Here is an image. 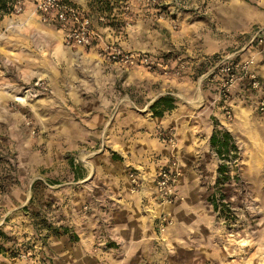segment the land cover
Listing matches in <instances>:
<instances>
[{"label":"rangeland","instance_id":"rangeland-1","mask_svg":"<svg viewBox=\"0 0 264 264\" xmlns=\"http://www.w3.org/2000/svg\"><path fill=\"white\" fill-rule=\"evenodd\" d=\"M68 1L101 32L100 50L67 48L58 27L30 10L12 15L8 4L0 13V222L14 208L45 230L57 213L66 218L58 210L71 195L84 221L99 227L124 188L109 174L111 156L135 162L124 171L133 194L140 188L129 174L167 153L180 165L183 190L171 204L187 202L194 212L169 246L174 219L150 218L158 257L151 264H212L219 244L240 264H264V34L254 38L264 26L262 2ZM113 49L133 63L113 59ZM218 62L246 65V74L238 69L224 87V73L211 70ZM166 94L177 110L152 124L149 106ZM214 131L227 133L234 149L220 156L209 146L200 162L197 144ZM190 135L197 140L185 142ZM163 218L171 223L161 229Z\"/></svg>","mask_w":264,"mask_h":264},{"label":"crops","instance_id":"crops-1","mask_svg":"<svg viewBox=\"0 0 264 264\" xmlns=\"http://www.w3.org/2000/svg\"><path fill=\"white\" fill-rule=\"evenodd\" d=\"M260 1L264 6V0ZM31 9V5L26 6V12L27 10L31 11ZM94 31L99 38L96 44L87 48L66 47L90 52L100 50L102 48L100 45L102 42L101 32ZM163 96L172 97L168 94L159 96L153 100L151 105ZM174 105L173 110L164 112L161 117H154L149 106L151 123L155 124L156 120H162L167 113H175L177 110L175 100ZM210 138L208 135L206 142L199 140L203 145L200 142L197 144L202 146L200 151L203 152L200 162L209 157L207 150L211 146ZM196 140L197 138L190 135L185 142ZM151 147L156 149L155 145ZM195 149L193 145H184L182 152L193 155ZM175 159L172 154L168 155L167 153L156 158L145 159L139 166L142 186L138 192L131 194L128 192L130 184L124 171L127 165L135 162L132 159L123 161L112 155L109 163V174L114 175L117 179H122L124 190L122 189L118 197H114V201H109L105 214L106 222L100 224L99 227L90 221H84V216L79 214L77 201H71V195L68 205L58 210L59 212L62 211L66 218L57 213L56 219L52 217L54 220L52 226H48L45 230L37 231L31 221H27V216L25 217L23 214L22 217H19L22 212L12 213L16 210L10 209L6 212V214L10 213L9 220L0 222V231L2 230V233L0 232V264H151V262L158 261L155 245L151 240L153 227L150 218L153 219V217L165 213L170 214L174 219L175 226L166 229L167 238H164L163 246H169L171 237L168 236L178 234L179 226L184 223L187 224L189 217L192 218L194 212L191 209L192 206L187 202L178 205L161 204L156 198L152 177L159 168L158 166L167 165ZM187 159L191 158L187 157ZM179 177L178 175L175 182V191L178 195L181 193L182 186ZM76 178L79 179V177ZM108 192L114 194L112 191ZM78 201L81 203L83 200ZM142 207L148 209L147 216L141 215ZM198 214L199 211H196V215ZM25 215L27 214L25 213ZM22 254H25L27 259L22 258ZM229 255L231 256V253ZM212 264L240 263L236 257L235 259L227 258L219 244L213 246Z\"/></svg>","mask_w":264,"mask_h":264},{"label":"built area","instance_id":"built-area-1","mask_svg":"<svg viewBox=\"0 0 264 264\" xmlns=\"http://www.w3.org/2000/svg\"><path fill=\"white\" fill-rule=\"evenodd\" d=\"M31 5L30 14L37 17L39 21L55 25L62 32L63 42L67 47H83L87 48L97 43V33L91 27V18L84 15V13L77 7L73 6L68 0H11L9 3L10 12L12 15H21L26 12V6ZM102 20V19H101ZM264 34V27L259 28L255 33V40L261 41ZM110 56L113 59H119L125 64L133 63V56L122 53L118 49H113ZM220 68L224 73L226 80H224V87L233 85L236 77V71L244 72L246 74V65H235L231 62H218L211 70ZM247 70V69H246ZM252 80L253 87L257 88L258 83L253 81V75H248ZM264 106V103H261ZM173 136L170 134L169 143L174 145ZM179 174L178 164L175 160L170 161L167 165L159 167L153 175V183L156 191V198L161 204H171L176 200L177 193L175 191V182ZM132 186L134 188H141L142 176L139 170H135L129 174ZM163 223L160 225L161 229L169 225L171 222L167 218L162 219ZM22 258L27 259L25 254Z\"/></svg>","mask_w":264,"mask_h":264},{"label":"trees","instance_id":"trees-1","mask_svg":"<svg viewBox=\"0 0 264 264\" xmlns=\"http://www.w3.org/2000/svg\"><path fill=\"white\" fill-rule=\"evenodd\" d=\"M11 0H0V13L8 12V4ZM175 108L174 98L170 96H163L158 98L151 106L150 111L154 117H161L164 112L171 111ZM210 145L214 148L217 155L223 156L224 153H230L234 147L231 146L230 137L227 133L221 131H214L210 138ZM222 172V171H221ZM219 172V173H221ZM214 211H217L219 206L213 198L210 200Z\"/></svg>","mask_w":264,"mask_h":264}]
</instances>
